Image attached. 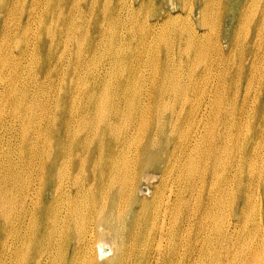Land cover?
Instances as JSON below:
<instances>
[{
	"label": "bare ground",
	"instance_id": "1",
	"mask_svg": "<svg viewBox=\"0 0 264 264\" xmlns=\"http://www.w3.org/2000/svg\"><path fill=\"white\" fill-rule=\"evenodd\" d=\"M149 1L174 9L140 21L186 51L183 66L145 77L137 55L116 101L103 66L95 85L70 86L60 121L50 103L20 135L24 117L4 119L0 142L27 150L0 165V264H264V0L136 8ZM132 7L119 2L117 24ZM181 18L189 24L158 31Z\"/></svg>",
	"mask_w": 264,
	"mask_h": 264
},
{
	"label": "rangeland",
	"instance_id": "2",
	"mask_svg": "<svg viewBox=\"0 0 264 264\" xmlns=\"http://www.w3.org/2000/svg\"><path fill=\"white\" fill-rule=\"evenodd\" d=\"M121 1L132 7V0L0 2V131L4 132V125H11L4 123V119L13 111H18L20 119L24 117L26 121L20 129L14 127L18 135L37 126L45 115L40 108L44 105L46 109V103L54 107L47 113L50 120L55 116L54 120L60 121L63 116L56 113L55 108L67 101L70 86L81 84L83 88H90L95 85L91 71L104 70L103 66L108 71L110 98L116 101L122 75L125 72L131 73L137 55L143 64L140 74L145 77L154 73V67L162 62L170 65L185 64L181 58H177L185 50H176L172 38L166 43L154 39L153 35L148 34L146 24L140 21L152 11L167 14L174 9L161 5L156 8L157 4L149 1L139 10L136 8V0H133L135 8L132 7L133 14L128 18L129 21L117 24V6ZM192 4V0H188V5ZM231 6L230 2L224 8L227 9L226 14L227 11L231 12ZM160 23H164V20ZM186 24L189 21L185 18L171 19L159 26L158 31L162 33L169 27L182 28ZM112 33H127L129 36L124 40H113L110 36ZM111 49L114 51V60L106 65L103 60L107 59V53L110 57ZM165 49L173 54L166 61L163 57L169 56L170 52L166 55V52L163 53ZM155 50L161 53L158 54L161 59L153 54ZM122 59H126L123 67ZM255 124V121L251 122V125ZM44 135L54 143L55 134L52 131ZM6 139L4 137V141L0 142V165L4 163L6 153L19 154L27 150L22 142L13 146L6 145Z\"/></svg>",
	"mask_w": 264,
	"mask_h": 264
}]
</instances>
